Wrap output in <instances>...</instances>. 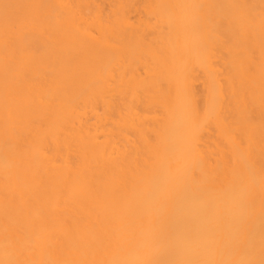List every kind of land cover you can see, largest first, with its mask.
Returning a JSON list of instances; mask_svg holds the SVG:
<instances>
[{
	"label": "bare ground",
	"instance_id": "1",
	"mask_svg": "<svg viewBox=\"0 0 264 264\" xmlns=\"http://www.w3.org/2000/svg\"><path fill=\"white\" fill-rule=\"evenodd\" d=\"M0 264H264V0H0Z\"/></svg>",
	"mask_w": 264,
	"mask_h": 264
}]
</instances>
